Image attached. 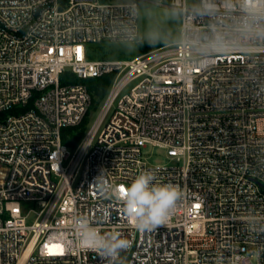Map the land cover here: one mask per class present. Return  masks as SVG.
Masks as SVG:
<instances>
[{
  "label": "built area",
  "instance_id": "1",
  "mask_svg": "<svg viewBox=\"0 0 264 264\" xmlns=\"http://www.w3.org/2000/svg\"><path fill=\"white\" fill-rule=\"evenodd\" d=\"M122 11L123 1L0 0V264H101L74 243L76 215L129 239L125 264H264V230L247 227L250 216L264 222V102L237 79L252 66L232 56L190 72L163 47L90 57ZM64 71L112 74L74 146L61 129L82 122L91 95L61 83ZM148 145L165 160L147 162ZM101 170L114 185L153 171L183 199L165 225L138 232L121 201L90 186Z\"/></svg>",
  "mask_w": 264,
  "mask_h": 264
},
{
  "label": "clouds",
  "instance_id": "2",
  "mask_svg": "<svg viewBox=\"0 0 264 264\" xmlns=\"http://www.w3.org/2000/svg\"><path fill=\"white\" fill-rule=\"evenodd\" d=\"M103 39L107 48L128 56L144 46L170 49L190 72L239 56L252 67L238 81L264 102V0H123L122 14L109 21ZM90 186L102 197L121 201L142 233L165 225L184 195L179 186L158 182L153 171L114 185L101 170ZM247 227L264 230V222L250 216ZM71 230L74 243L95 253L101 264H125L132 242L120 231L102 232L84 215L73 216ZM240 259L221 256L217 264H239Z\"/></svg>",
  "mask_w": 264,
  "mask_h": 264
},
{
  "label": "trees",
  "instance_id": "3",
  "mask_svg": "<svg viewBox=\"0 0 264 264\" xmlns=\"http://www.w3.org/2000/svg\"><path fill=\"white\" fill-rule=\"evenodd\" d=\"M148 46H144L139 49L138 54H141L143 52H146L150 50ZM112 77V74H106L103 76L99 77H88L85 79L78 78L77 76L73 75L69 71H64L60 75V81L61 83L65 82H81L84 83L91 95V103L90 107L92 105L99 104V101H101L106 92H107V87L109 85L110 79ZM3 114V113H0ZM85 118L82 120V122L74 127H64L61 129V140L63 143L74 146L77 141L79 140L80 136L82 135L84 129H85Z\"/></svg>",
  "mask_w": 264,
  "mask_h": 264
},
{
  "label": "rangeland",
  "instance_id": "4",
  "mask_svg": "<svg viewBox=\"0 0 264 264\" xmlns=\"http://www.w3.org/2000/svg\"><path fill=\"white\" fill-rule=\"evenodd\" d=\"M100 3H106V2H122L123 0H98ZM90 57L92 58H108V59H130L134 56H136L139 52H136L132 54L131 56L125 55L123 52H118L113 49H109L105 46V43H98V44H90ZM153 49V48H151ZM137 81L129 82L126 86V90L129 89L132 85H134ZM103 99L99 101V104L92 105L89 107V110L87 112V115L85 117V129L81 136L85 135V133L90 129L94 121L96 120L98 113L102 107ZM80 136V137H81ZM143 154L146 157L147 162L149 163H159L163 162L165 160L164 151L162 148L158 146H151L148 145L143 149Z\"/></svg>",
  "mask_w": 264,
  "mask_h": 264
},
{
  "label": "snow or ice",
  "instance_id": "5",
  "mask_svg": "<svg viewBox=\"0 0 264 264\" xmlns=\"http://www.w3.org/2000/svg\"><path fill=\"white\" fill-rule=\"evenodd\" d=\"M198 207V205H197ZM62 246L61 245H58V244H53L51 246H49V251L50 253L52 254H56L57 252H62Z\"/></svg>",
  "mask_w": 264,
  "mask_h": 264
}]
</instances>
